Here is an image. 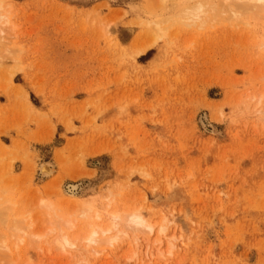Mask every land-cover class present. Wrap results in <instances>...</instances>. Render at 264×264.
<instances>
[{
    "label": "rangeland",
    "instance_id": "rangeland-1",
    "mask_svg": "<svg viewBox=\"0 0 264 264\" xmlns=\"http://www.w3.org/2000/svg\"><path fill=\"white\" fill-rule=\"evenodd\" d=\"M158 1L1 9L0 206L44 222L42 201L104 210L111 190L162 223L163 242L159 227L130 231L90 264H264V12L193 23L180 13L195 0ZM32 248L0 264H84L87 253Z\"/></svg>",
    "mask_w": 264,
    "mask_h": 264
},
{
    "label": "bare ground",
    "instance_id": "bare-ground-1",
    "mask_svg": "<svg viewBox=\"0 0 264 264\" xmlns=\"http://www.w3.org/2000/svg\"><path fill=\"white\" fill-rule=\"evenodd\" d=\"M10 1L11 0H0V32H2V28H1L3 26L2 24L6 23L5 18H7L6 12L3 13L1 9L10 7V4H12L10 3ZM160 1L161 2L163 1V4L165 5L166 0L165 1L160 0ZM195 2L191 6H187L183 9L181 8L182 9L181 12L183 13H180L181 15L183 14L182 17L183 19L186 20L188 18V20L189 21L191 20V22L193 21V23L197 19H202L203 17L207 16V14L210 11H214L217 13L222 11V13H225L226 11L229 12V10H231V12L233 11L235 13V14L233 13L234 16L237 17H239L238 15L241 12L240 10H244L246 12H251L249 10H252L254 12L255 9L254 13H256V11L264 12V5H261L260 0H223L222 1L223 4L221 6L219 5L220 8L219 6H214V3L211 0H199V1L195 0ZM164 5H162L161 3L160 4V6H162L161 8H163ZM211 13L212 12H210V14ZM233 14L231 16H233ZM184 15L186 16L185 18ZM212 17L215 16L213 15ZM165 19L164 20L162 19L160 21H163L164 23V21L166 22ZM4 21L5 23H3ZM159 28L162 30V26H159ZM144 51L146 50L143 49L142 52ZM263 100H264V90L261 94H259L258 102L261 103ZM29 104L32 106V103L30 101ZM204 118H203V123H206ZM39 172L42 177L50 176L53 172V164L50 161L43 162L40 166ZM108 191H110L111 195L109 194L110 196H108L107 194L106 195L107 197H105L108 200L106 199L107 207L104 210L97 209L94 202L92 203L90 201V202H83V204L79 203V206L80 205L82 206L80 207V209L79 206H77V210H75L76 206H74L75 208L72 206H69L68 208L67 207L68 204H67V206L65 205L66 207L65 206L64 207L70 211L66 212V209L64 207H61V205L57 206L56 204H53L50 201L48 202L42 201L41 202L42 204L41 203L40 204L43 207L47 208L46 209L47 211H45V215L46 216L49 215V217L46 220H44V222H42L41 220L42 218L38 220L39 218L37 216L35 217V215L32 214L30 210L26 212L24 210V213H21L23 212L22 210L20 211V213L17 214L14 213L11 214L12 212H10V215L9 214L7 215V212H9V210L5 207L7 206L8 208L11 209L10 207L12 206L11 201H10L11 202L10 206L9 203L6 204V206H3V208L1 207L2 206L1 205L0 206L1 207L0 257L3 258L0 259L5 258V261L6 259L9 260L11 254H15L14 251H17L20 248H24V250H26L27 247L28 248L33 247L32 250L38 249L40 253L43 254L50 252L51 255H56L57 257L71 253L73 251L87 252L83 254L84 259L82 260V262H84V264H90V261L87 260L88 259L87 256L89 252H93L92 254L94 253L99 254L103 250V248L106 247L107 245L116 247L119 244V242H121L124 238H126L129 235L130 231L132 232V235H134V233H136L137 235V232L141 234H155L156 232H158L156 231L158 227L160 228L161 232H159V234L155 237L154 242L157 243V246L159 247V244L163 242L162 236L165 234L164 232L165 227L163 226V224L162 223L157 224L155 222H152L137 207H130V206L128 207L126 204L117 203L118 202L117 195L111 190ZM65 192L72 198L73 196H75L71 188L68 190L65 189ZM7 198L4 200L6 201ZM84 203L86 204L84 205ZM15 204L17 205V203H13L14 206ZM71 207L74 208V210ZM4 208L5 210H3ZM52 249L56 250L55 253ZM171 251L172 250L170 245L166 253H171ZM134 255L135 254L128 256L129 258L127 257V259H132ZM29 256L30 254L29 252H27V258ZM17 260H18L17 257L13 259L11 258V261H8V264L9 262L11 264L13 263L15 264V261ZM30 261L32 262L33 260ZM27 262L28 260H25V263ZM58 264H63V263H58Z\"/></svg>",
    "mask_w": 264,
    "mask_h": 264
},
{
    "label": "snow or ice",
    "instance_id": "snow-or-ice-1",
    "mask_svg": "<svg viewBox=\"0 0 264 264\" xmlns=\"http://www.w3.org/2000/svg\"><path fill=\"white\" fill-rule=\"evenodd\" d=\"M261 5H264V0H260Z\"/></svg>",
    "mask_w": 264,
    "mask_h": 264
}]
</instances>
